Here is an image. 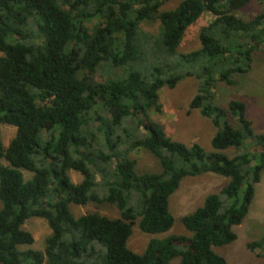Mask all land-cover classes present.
Returning a JSON list of instances; mask_svg holds the SVG:
<instances>
[{
	"label": "trees",
	"instance_id": "1",
	"mask_svg": "<svg viewBox=\"0 0 264 264\" xmlns=\"http://www.w3.org/2000/svg\"><path fill=\"white\" fill-rule=\"evenodd\" d=\"M168 1L0 0V124L16 128L7 146L0 131V264H228L214 247L236 239L233 228L249 211L264 132L253 131L243 102L215 104L213 87L251 71L264 44V0H180L162 9ZM252 2L258 13L236 15ZM206 12L214 17L199 29V48L179 51ZM155 21L157 34L141 27ZM188 77L198 81L190 109L217 129L211 151L172 139L150 117L161 112L160 90ZM140 148L160 160V172L137 173L130 152ZM210 172L228 181L182 217L190 235L154 237L142 253L127 246L135 220L146 233L169 231V197L184 178ZM71 203L112 204L119 217H74ZM29 217L51 229L43 252L20 247L34 241L22 228ZM247 248L264 256V231Z\"/></svg>",
	"mask_w": 264,
	"mask_h": 264
},
{
	"label": "rangeland",
	"instance_id": "2",
	"mask_svg": "<svg viewBox=\"0 0 264 264\" xmlns=\"http://www.w3.org/2000/svg\"><path fill=\"white\" fill-rule=\"evenodd\" d=\"M179 1L170 0L162 6V9H172ZM258 11H260L258 4L252 2L236 10L235 13L238 17L247 20ZM213 17L211 13L206 12L190 25L178 50L189 52L199 48V29L210 22ZM141 27L151 34H157L160 30L158 21L143 23ZM102 75L98 74L96 79H103ZM236 79L237 84L232 86L220 81L215 83L213 87L215 104L225 108L232 100L243 102L246 117L251 121L253 131L255 133L264 132V44L262 49L254 54L251 71L236 76ZM197 86V79L188 77L180 81L174 88H162L159 92L161 112L151 111L150 117L153 121L160 123L167 136L172 139L186 145L197 143L204 150L211 151V139L217 129L209 118L202 116L197 109L189 107L192 97L197 92ZM0 131L2 144L7 146L14 136L16 128L13 125L2 123ZM225 152L231 155L235 151L233 148H229ZM130 156L136 160L135 170L139 174L161 171L160 160L145 149L133 150L130 152ZM21 171L25 179L32 176V173L27 170ZM69 176L74 183H79L82 180V175L74 170L69 171ZM227 181L228 178L211 172L184 178L177 190L169 197V210L174 218L170 230L162 234L146 233L139 228L138 220H135L127 240V246L135 253H142L148 241L154 237H165L170 234L190 235L183 225L182 217L192 213L202 204L206 195L217 193ZM70 211L74 217H79L90 211H98L111 218L119 217L118 210L112 204L88 203L80 206L71 203ZM22 228L32 234L34 241L29 245H21V249H34L43 252L45 239L51 232L47 221L40 217H29L24 221ZM233 230L236 233V239L222 247H214V250L222 255L228 264H264V256H258L257 252L247 248V243L260 238L264 231V171L260 182L256 184L255 196L247 215L242 223L235 226ZM169 264H179V258L172 259Z\"/></svg>",
	"mask_w": 264,
	"mask_h": 264
}]
</instances>
